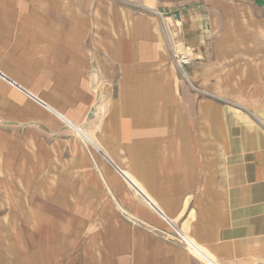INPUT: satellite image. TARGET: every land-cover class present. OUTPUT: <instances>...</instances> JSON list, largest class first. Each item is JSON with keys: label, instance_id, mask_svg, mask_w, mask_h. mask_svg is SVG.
I'll return each mask as SVG.
<instances>
[{"label": "crops", "instance_id": "1", "mask_svg": "<svg viewBox=\"0 0 264 264\" xmlns=\"http://www.w3.org/2000/svg\"><path fill=\"white\" fill-rule=\"evenodd\" d=\"M223 1L0 0V129L78 128L93 66L130 82L100 141L86 139L112 200L79 204L75 216L63 206L53 221L74 228L69 264H264V124L233 103L166 115L143 99L156 95L145 84L150 59L198 47L209 8L231 9ZM230 1L264 12V0Z\"/></svg>", "mask_w": 264, "mask_h": 264}, {"label": "rangeland", "instance_id": "2", "mask_svg": "<svg viewBox=\"0 0 264 264\" xmlns=\"http://www.w3.org/2000/svg\"><path fill=\"white\" fill-rule=\"evenodd\" d=\"M223 2L231 9L225 15L215 5L209 8L211 25L203 27L207 32L194 34L198 47L166 48L157 62L150 59L145 84L156 95L144 96V104L165 106L166 115L177 110L188 114L200 100L235 104L264 124V12ZM181 55L189 58L182 70L175 63ZM109 76L107 66L91 68L86 115L78 128L56 121L51 133L0 129V264H69L78 257L74 228L63 232L53 221L66 216L63 206L75 216L79 204L110 199L102 159L87 141H100L101 121L130 83ZM60 83L59 92H65L66 82ZM54 99L65 105L68 98Z\"/></svg>", "mask_w": 264, "mask_h": 264}, {"label": "built area", "instance_id": "3", "mask_svg": "<svg viewBox=\"0 0 264 264\" xmlns=\"http://www.w3.org/2000/svg\"><path fill=\"white\" fill-rule=\"evenodd\" d=\"M176 65L182 70L183 66H186L189 63V58L186 56H178L175 58Z\"/></svg>", "mask_w": 264, "mask_h": 264}, {"label": "bare ground", "instance_id": "4", "mask_svg": "<svg viewBox=\"0 0 264 264\" xmlns=\"http://www.w3.org/2000/svg\"><path fill=\"white\" fill-rule=\"evenodd\" d=\"M87 139V138H86ZM89 139V138H88ZM90 140V139H89Z\"/></svg>", "mask_w": 264, "mask_h": 264}, {"label": "water", "instance_id": "5", "mask_svg": "<svg viewBox=\"0 0 264 264\" xmlns=\"http://www.w3.org/2000/svg\"><path fill=\"white\" fill-rule=\"evenodd\" d=\"M91 115V114H90Z\"/></svg>", "mask_w": 264, "mask_h": 264}]
</instances>
